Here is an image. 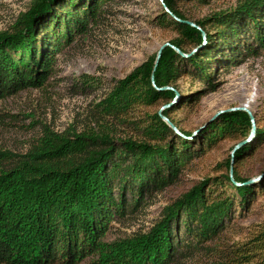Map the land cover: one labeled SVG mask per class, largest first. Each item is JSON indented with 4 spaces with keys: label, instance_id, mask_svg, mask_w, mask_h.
Returning a JSON list of instances; mask_svg holds the SVG:
<instances>
[{
    "label": "trees",
    "instance_id": "16d2710c",
    "mask_svg": "<svg viewBox=\"0 0 264 264\" xmlns=\"http://www.w3.org/2000/svg\"><path fill=\"white\" fill-rule=\"evenodd\" d=\"M112 1L32 0L9 29L0 31V101L39 89L57 56L76 37L85 36ZM161 1L165 12L158 26L177 33L170 44L179 51L196 48L190 57L163 48L156 63V55L150 56L114 81L93 104L89 123L81 130L45 127L25 153L0 156V264H81L87 259L89 264H173L191 244L199 247L225 229L235 209V196L228 190L245 208L264 194V173L254 184L236 185L247 181L236 167L247 152H255V146L247 144L235 152L232 163L226 160L222 177L206 180L176 200L148 234L104 240L111 222L134 212L144 194L169 188L191 159L224 140L246 139L252 128L247 113H231L210 126L194 153L162 117L173 123L174 110L189 106L196 96L166 106L161 115L150 109L168 104L173 91L162 88L186 74L211 86L217 67L213 52L219 43L229 44L221 63L229 68L247 56H260L264 0H242L236 9L213 14V23L209 18L195 22L199 30L184 22L177 0ZM186 65L191 73L183 71ZM80 82L84 92L97 81L87 77ZM119 130L130 133L123 136ZM256 138L258 145L264 142V128L257 129ZM227 260L264 264V226L229 251Z\"/></svg>",
    "mask_w": 264,
    "mask_h": 264
},
{
    "label": "rangeland",
    "instance_id": "374dc122",
    "mask_svg": "<svg viewBox=\"0 0 264 264\" xmlns=\"http://www.w3.org/2000/svg\"><path fill=\"white\" fill-rule=\"evenodd\" d=\"M31 1L0 0V31L9 29L27 11ZM240 1L205 0L202 3L177 0L178 8L185 17L184 22L193 25L205 18L210 19L209 23L215 22L213 14L236 9ZM162 12L165 8L161 0H113L106 5L100 19L88 26V33L76 37L57 56L51 75L39 89L19 92L0 101V156L8 159L25 153L31 141L45 127L55 132H63L70 127L79 131L85 127L89 123L93 104L104 96L114 81L124 78L148 57L156 55L164 44L172 46L170 41L177 37V33L158 26L157 20ZM195 28L199 30V27ZM201 33L204 34L203 31ZM228 47V43H219L213 52L214 66L217 64V67H214L210 77L211 86L186 74L167 87L173 91V99L166 105L158 104L150 111L161 115L166 106H176L178 102H185L187 97L195 95L189 106L184 103L174 110L171 115L173 123L170 122L175 128L174 134L178 133L194 153L198 152L210 126L234 112H245L253 118L248 137L239 141L224 140L199 158L191 159L172 186L149 196L144 194L143 202L134 212L111 222L105 241L148 234L162 220L165 209L176 200L206 180L210 183L222 177L226 173V160L231 158L232 163L235 152L247 144L255 146V152L251 155L247 152L236 170L240 177L247 180L245 183L253 181L254 184L262 177L264 142L257 144L256 131L264 128V52L260 56H247L244 62L229 68L228 65H221L226 59ZM195 50L188 47L185 53L180 52L187 59ZM184 69L192 71L189 65ZM87 77L97 82L81 92L80 80ZM128 132L119 130L123 136ZM237 146L239 148L236 149ZM228 193L235 196V209L225 229L215 239L201 243L199 247L191 244L190 251L185 256L177 254L173 264H230L228 252L247 242L254 232L264 226V194L245 208L232 189ZM130 197L127 194V198ZM180 237L183 238L182 231ZM89 262L90 259H87L81 264Z\"/></svg>",
    "mask_w": 264,
    "mask_h": 264
},
{
    "label": "water",
    "instance_id": "95a60500",
    "mask_svg": "<svg viewBox=\"0 0 264 264\" xmlns=\"http://www.w3.org/2000/svg\"><path fill=\"white\" fill-rule=\"evenodd\" d=\"M172 17H173V16H172ZM185 23L188 24V25H190V26H192V27H195V25H193V24H191V23H189V22H185ZM165 47H171L174 51H176L179 55H181V56L183 57V54H181V52H180L178 49H176V48H174L173 46H170V45H168V44H164L163 46L160 47V49L158 50V52H157V54H156L155 63H156V61H157V59H158V57H159L161 51H162L163 48H165ZM162 89L165 90V89H169V88L164 87V88H162ZM235 110H243V111H246V109H244V108H241V109L236 108ZM249 117H250L251 123H252V125H253L254 120H253V118H252L251 116H249ZM162 119L166 122V124L170 127V129H172V131L176 132V131H175V128L173 127V125H172L168 120H166L164 117H162ZM176 135L179 136L178 133H176ZM244 144H245V143H244ZM240 145H242V143L239 144V146H240ZM239 146H237L236 149L239 148ZM231 172H232V170L230 169V174H231ZM252 183H253V181H250V182L245 183V184H236V183H235V184H236L237 186H241V185H248V184H252Z\"/></svg>",
    "mask_w": 264,
    "mask_h": 264
}]
</instances>
